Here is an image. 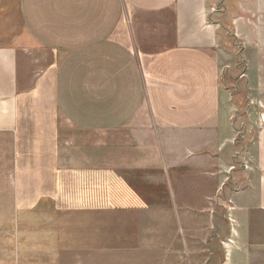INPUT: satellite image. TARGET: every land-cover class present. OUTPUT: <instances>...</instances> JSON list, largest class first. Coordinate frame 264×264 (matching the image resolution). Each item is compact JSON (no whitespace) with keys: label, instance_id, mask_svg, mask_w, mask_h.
Segmentation results:
<instances>
[{"label":"crops","instance_id":"0c3cea01","mask_svg":"<svg viewBox=\"0 0 264 264\" xmlns=\"http://www.w3.org/2000/svg\"><path fill=\"white\" fill-rule=\"evenodd\" d=\"M263 15L264 0H0V187L37 175L47 80L66 122L98 135V215L76 222L67 187V230L38 231V264H256ZM240 76L249 97L225 84Z\"/></svg>","mask_w":264,"mask_h":264},{"label":"rangeland","instance_id":"374dc122","mask_svg":"<svg viewBox=\"0 0 264 264\" xmlns=\"http://www.w3.org/2000/svg\"><path fill=\"white\" fill-rule=\"evenodd\" d=\"M261 18L264 24V15ZM260 51L264 55V47ZM239 80L238 87L237 82L228 77L225 84L233 93L246 90L249 97L245 80L241 76ZM238 96L235 93V97ZM240 102L239 126L245 123L246 98ZM37 136L38 144L31 145L30 151L37 150L38 161H29L32 166L38 164L37 175L22 177L28 181V187H0V264H38V231L50 233L67 230L66 216L72 204L67 187H77L74 200L76 222L83 215H98L97 208L93 207L100 198L98 154L93 151L97 147L98 135L92 136L66 122L56 106L51 80L38 87ZM89 148L96 159L91 162L92 165L86 162L89 156L85 151H89ZM84 168L88 172L84 173ZM27 172L31 173L32 170ZM34 179L37 184L33 182ZM113 194L108 192V197ZM225 198L228 200L226 193ZM83 199L86 202L84 208ZM107 215H113V211L108 210ZM75 226L82 225L75 223ZM243 228L250 230L253 242H259L256 247L248 244L243 248L246 252L257 254L251 257L256 264H261V260L264 263V211H252L251 223Z\"/></svg>","mask_w":264,"mask_h":264},{"label":"built area","instance_id":"2783aa9c","mask_svg":"<svg viewBox=\"0 0 264 264\" xmlns=\"http://www.w3.org/2000/svg\"><path fill=\"white\" fill-rule=\"evenodd\" d=\"M263 118V117H262Z\"/></svg>","mask_w":264,"mask_h":264}]
</instances>
